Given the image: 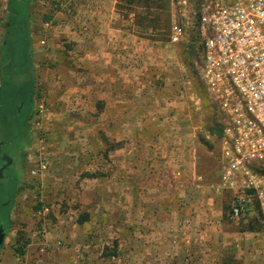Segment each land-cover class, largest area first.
Instances as JSON below:
<instances>
[{"label": "rangeland", "instance_id": "obj_1", "mask_svg": "<svg viewBox=\"0 0 264 264\" xmlns=\"http://www.w3.org/2000/svg\"><path fill=\"white\" fill-rule=\"evenodd\" d=\"M136 1L131 6L119 0L116 22L115 12H111L114 0H12L9 7L13 21L6 28L7 35L4 31L9 21V0L2 2L0 105L6 108L11 79L29 80L31 85L35 72L36 83L31 116L33 85L26 88L24 97L27 102L24 136L19 145L24 152L20 184L11 211L9 205L0 208L5 227L9 214L11 222L0 250V264H60L65 262L63 255L71 257L63 264H124V259L117 257L120 243L109 236L91 242L89 247L83 246L78 240L81 228L76 221L89 220L91 214L95 216L89 210L94 199L92 191L98 185H107L112 174L120 176L123 169L120 159L125 155L135 158L134 152L139 149L135 145L136 134L129 138L112 127V77L117 72H125L126 61L134 75L159 74L161 94L165 92L163 75L191 79L193 87H186L181 80V88L174 95L179 98L183 95L186 99L183 111L190 115L189 127L200 143L203 168L195 176L201 174L207 186L218 181L220 138L216 131L205 127L214 119L213 113L207 104H200L198 97H189L194 88H200L196 66L201 59L202 37L195 24L197 17L189 18L186 38L172 44L168 38L174 12L170 0L157 1L158 8L151 9L149 27L144 19L146 10L140 2L135 5ZM198 1L195 0V8ZM28 19L32 50L26 32ZM116 23L129 34L130 43L126 48L112 46L116 42L113 30ZM15 33L23 38L17 56ZM116 54L120 56L117 68ZM13 57L18 62L13 63ZM165 123L171 127L178 125V118L171 113ZM177 130L167 128L164 136L168 150L174 152L181 148L176 142ZM7 152L15 158L16 148L11 147ZM136 167L133 164V169ZM12 169L7 172L9 177L0 190V204L4 203L17 174L15 167ZM177 169L183 171L179 162L170 178ZM185 173L190 175L189 171ZM219 196L225 210L223 219L229 229L254 225L264 232V216L256 203L235 218L229 208L230 194ZM101 228H95L90 236ZM19 248L24 250L23 254L18 253Z\"/></svg>", "mask_w": 264, "mask_h": 264}, {"label": "crops", "instance_id": "obj_2", "mask_svg": "<svg viewBox=\"0 0 264 264\" xmlns=\"http://www.w3.org/2000/svg\"><path fill=\"white\" fill-rule=\"evenodd\" d=\"M118 2L114 0L111 7L116 22ZM113 30L116 42L112 46L128 47L126 29L116 23ZM114 59L117 68L120 56L116 54ZM124 63L125 72L112 77V127L129 138L136 134L139 149L134 152L135 158L125 155L120 159V176L112 174L107 185H98L92 191L89 210L95 216L76 221L81 228L78 240L85 247L105 236L117 240V257H122L124 264H223L228 252L240 264H264V232L229 229L219 193L194 181L195 172H202L203 160L199 140L189 127L190 115L183 111L186 99L174 95L181 88V76L163 75L167 93L161 94L159 74L134 75L127 61ZM171 113L178 118V125L172 127L165 123ZM167 128L178 129L176 142L181 148L175 152L167 148ZM177 162L183 166L182 177L173 181L170 175ZM133 164H137L136 169ZM18 177L20 184V173ZM99 226L103 232L98 229L91 237L89 233ZM70 258L63 255L65 262L59 263Z\"/></svg>", "mask_w": 264, "mask_h": 264}, {"label": "built area", "instance_id": "obj_3", "mask_svg": "<svg viewBox=\"0 0 264 264\" xmlns=\"http://www.w3.org/2000/svg\"><path fill=\"white\" fill-rule=\"evenodd\" d=\"M170 3V43L182 42L189 18L197 17L202 37L196 66L200 88L189 95L207 104L221 127L220 176L207 184L219 194H230L233 217H240L252 203L264 216V0H199L197 8L195 0ZM182 81L193 87L188 77ZM182 172L177 169L173 181ZM194 181L205 183L200 174Z\"/></svg>", "mask_w": 264, "mask_h": 264}, {"label": "trees", "instance_id": "obj_4", "mask_svg": "<svg viewBox=\"0 0 264 264\" xmlns=\"http://www.w3.org/2000/svg\"><path fill=\"white\" fill-rule=\"evenodd\" d=\"M11 1L12 0H9V2H8V12H9L8 19H9V21L7 20V24L5 25L4 33L6 32V28H7L8 24H10V21L13 19V16H11L13 14V12L10 10V7H9V4H10ZM120 1H123L124 4L133 6L135 0H120ZM157 1L158 0H137L136 3H135V5H138V3L140 2L142 4V6H144V8L146 10V13H145L146 15L144 16V19L148 21V22H146L148 27L150 26L149 22L151 21V19H149L150 16H151V9L158 8ZM161 5H163V3H161ZM28 18H29V16H28ZM26 32L28 33L27 36H29L28 39L30 41L31 50H32V40H31V36H30V31H29V19H28V30ZM7 34H9V33L6 32V35ZM17 35H18V33H15L14 38H13L14 49H15V52H16V56H17V53L21 52L20 48L22 47V39H23L22 37H20L19 35L17 36ZM3 44H4V38L2 39V44H1L0 48L2 47ZM15 60L16 59L13 57V59H12L13 63L18 62L19 59L16 60V61ZM12 62L10 63V66L13 65ZM21 64H22V62H19V65H21ZM34 68H35V66H34ZM32 81L33 82H31V85H30V81L29 80H25L24 82L19 80L17 83L15 81H13V79H11V82L9 81L8 85H9L10 90H9L8 102H7L9 104L8 108H7V119H8L9 122L13 121L14 117H15V115H14L15 106L14 105H17V103H16L17 94L20 93L21 99H26V98H24V97H26L25 96V92L27 93L26 88L30 89V86H32V85H33V109H32V111L30 113V116L33 113L34 102H35L34 101L35 100L34 99L35 98V83H36V81H35V72H34V80H32ZM10 93H11V98H10ZM30 116H29V119H30ZM214 116L215 115L213 114L212 117H214ZM24 123H25V121H24ZM24 123H23V126H24ZM207 129L211 130L212 132L216 131L218 133V135H219V138H220V136H221V127L219 126L218 123H216L215 117L212 120L211 125L208 126ZM27 135H26V137H27ZM22 136H24V127H23V131H22ZM4 187H5V184L2 182V180H0V190H2ZM18 187H19V177L17 176V177H14L13 184L10 185V187H9L8 195L6 196L5 200H3L4 203H2L3 204L2 207L5 206V205H9L10 206L9 210L11 211V208L13 206V201H14V198H15L14 195L17 193ZM259 213L261 214L260 211H259ZM83 220H85V218L81 219L80 221H83ZM10 223L11 222H10V214H9L8 217H7L6 229H8L10 227ZM246 229L247 230H251V231L252 230H260L259 227H254V225H249V227H247ZM18 253L19 254H23L24 250L22 248H19L18 249ZM236 263L240 264V260L239 259L237 260L236 257H234V255L231 254V255H227L226 256L223 264H236Z\"/></svg>", "mask_w": 264, "mask_h": 264}, {"label": "flooded vegetation", "instance_id": "obj_5", "mask_svg": "<svg viewBox=\"0 0 264 264\" xmlns=\"http://www.w3.org/2000/svg\"><path fill=\"white\" fill-rule=\"evenodd\" d=\"M13 81L16 83L15 78ZM2 87V86H1ZM26 99H21L20 93L16 96V103L14 110V120L9 122L7 119V109L8 103L6 104V108L3 109V105H0V180L4 183V180L9 177L7 172L9 170H13L12 168L15 167V171H17L16 176L21 171L20 165L23 163V146L20 148V142L23 139L22 131H23V123H24V116H25V108H26ZM15 103V104H16ZM13 106V105H12ZM16 148V155L15 158L11 156L7 150L9 148ZM22 166V165H21ZM6 173V174H5ZM13 177V179H14ZM16 194L14 195V197ZM13 197V198H14ZM4 218L0 215V228L5 232L4 238L2 240V244L0 246V250L3 247L4 240L6 238L8 229L5 227V223L2 221ZM5 220V219H4Z\"/></svg>", "mask_w": 264, "mask_h": 264}, {"label": "water", "instance_id": "obj_6", "mask_svg": "<svg viewBox=\"0 0 264 264\" xmlns=\"http://www.w3.org/2000/svg\"><path fill=\"white\" fill-rule=\"evenodd\" d=\"M0 176H2V174L0 173ZM3 204H0V208L2 207ZM5 232L0 228V246L2 244V240L4 238Z\"/></svg>", "mask_w": 264, "mask_h": 264}]
</instances>
